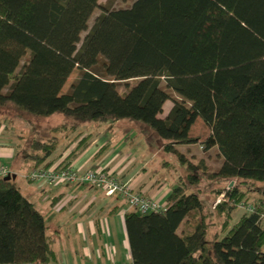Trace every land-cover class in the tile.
<instances>
[{
  "label": "trees",
  "instance_id": "16d2710c",
  "mask_svg": "<svg viewBox=\"0 0 264 264\" xmlns=\"http://www.w3.org/2000/svg\"><path fill=\"white\" fill-rule=\"evenodd\" d=\"M99 6L0 0V108L69 120L53 131L139 122L152 145L186 168L163 210L125 212L132 264H264V187L257 184L264 183V0H133L103 7L88 29ZM74 68L79 75L62 92ZM166 100L171 107L162 115ZM197 119L207 128L203 137L191 132ZM194 143L216 148V169L179 149ZM58 144L55 135H34L19 143L18 154L30 170L48 166ZM237 182L257 193L255 200ZM241 201L254 209L231 224ZM213 210L222 219L208 236ZM54 259L44 215L14 180L0 177V264Z\"/></svg>",
  "mask_w": 264,
  "mask_h": 264
},
{
  "label": "crops",
  "instance_id": "0c3cea01",
  "mask_svg": "<svg viewBox=\"0 0 264 264\" xmlns=\"http://www.w3.org/2000/svg\"><path fill=\"white\" fill-rule=\"evenodd\" d=\"M166 103L167 100L162 115L171 107ZM8 108H0L1 129H6L2 123ZM132 122L135 121L118 120L110 124L112 128H107V123L96 124V127L94 123H88L81 132L79 128L84 125L74 131L67 127L69 132L60 136L54 134L59 144L46 162L69 163L80 170L106 166L135 192L166 205L171 188L178 183L174 176L176 167L173 172L168 171V167L172 169L175 164L168 157L170 155L152 145L154 137L149 128ZM48 128L52 131L54 127L50 125ZM13 129L16 134V127ZM70 131L79 133L70 138ZM36 132L37 128H34V135ZM136 134L142 141L139 153L133 152L128 144ZM116 136L123 140V144L117 147L114 144ZM16 139L11 136L7 141H0V164L9 167L11 174L15 175L12 180L21 193L44 215L55 255L54 264L131 262L124 214L133 209L121 198L107 196L87 184L40 185L29 181L26 175L31 163L18 154L19 141ZM74 151L75 156L69 159ZM19 172L22 173L21 179L16 183Z\"/></svg>",
  "mask_w": 264,
  "mask_h": 264
},
{
  "label": "rangeland",
  "instance_id": "374dc122",
  "mask_svg": "<svg viewBox=\"0 0 264 264\" xmlns=\"http://www.w3.org/2000/svg\"><path fill=\"white\" fill-rule=\"evenodd\" d=\"M133 2V0H98L99 3V7H97L96 9H94V11L92 12L89 20H88V29L92 26L94 19L97 15H99L102 11V8H119V7H126L128 5H130ZM87 33L86 31L81 32L80 34V42L78 43V46H80L81 41L83 40L85 34ZM105 62L103 57H99L97 63L92 67L93 71L96 73H102V66L103 63ZM23 63V61L21 62V64ZM79 69L78 68H74L73 71L71 72V74L69 75V77L67 78L63 88H62V92H65L68 90V88L70 87V85L72 84L73 81L76 80V78L79 75ZM118 89L120 91H123L124 88L122 85H119ZM171 101L167 100L166 106L170 105ZM64 121H66L67 123H69V120L65 119L62 115L60 114H55L49 117H45V118H35V117H31L28 116L26 114H23L19 111H17L15 108L9 107L8 109H6V119L5 122H3L2 124L6 125V129H1L0 128V141H7L11 136L17 138L16 141H19L20 146H26L28 143H30L32 137H34V128H37V132L35 133V135H40L43 137H47L50 135H54V134H58V136H60V134H64L67 131V128H65L64 130H60V131H51L49 130V126L53 125V127L55 126H59L61 123H63ZM132 123H139V122H132ZM15 126H12V125ZM70 124V123H69ZM68 124V125H69ZM101 125H103L102 123H100ZM132 124V125H134ZM84 126H81V128H79L80 132L84 129V127H86L88 124H82ZM16 127V134H13V128ZM96 127V124L95 126ZM93 127V128H94ZM131 129H134L133 127ZM18 131V132H17ZM56 132V133H55ZM60 132V133H59ZM191 132L193 135H197L199 137H203L205 135V133H207V128H205L203 126V124L201 123L200 120H196V122L194 123ZM76 133L78 134L79 132H72L70 131V138L71 137H76ZM69 135V134H68ZM116 135H119V132L116 133ZM118 136H116L114 144L117 146L123 144V140L117 138ZM70 138L68 140H70ZM133 140L130 141V147L132 148V150H134L133 152L135 153H139L140 150V144H142L141 141V136H139V134H136L135 137L132 138ZM179 149L182 152H185V154L187 156H191L193 157V160L196 161L199 158H204L206 159L207 162V166L209 167V169L214 170L216 169L220 162L221 159L217 153L216 148H211L210 150H204L203 146L201 145V143H194V144H186V145H179ZM167 157V155H166ZM170 157V156H168ZM167 157V159H168ZM170 159L174 162L175 158L174 157H170ZM98 167V166H97ZM170 167V166H169ZM168 167V171L173 172L172 170L174 169V167H176V172L174 174V176L176 178H178V174H180V177H184L187 173V170L184 166L181 165H172V169H170ZM94 169V168H92ZM29 172V171H28ZM21 175L22 173L19 172L18 174V178L16 180V183L19 181V179H21ZM27 178V175H26ZM28 179V178H27ZM234 183V181H232ZM238 183V182H237ZM208 184L207 180H201L200 181V186L201 187V191H205V185ZM230 184V183H229ZM240 188L245 189L246 192H248V194H246V197H248L247 199L249 201L255 200V197H257V193H253L252 190L245 186L244 184L238 183ZM258 186L260 187H264V183H257ZM214 211V210H213ZM245 210L237 207L233 213H232V217H231V224H233L238 217L240 216V214L244 213ZM191 217V215H190ZM221 219L220 216H218V214L214 211L212 212V214H210V222L213 224L211 225V227L209 228L210 232L208 234V236H210V234L216 230L220 228V224H221ZM191 222H192V218H190ZM186 228V222L183 223L181 225V228ZM262 251H264V246H262Z\"/></svg>",
  "mask_w": 264,
  "mask_h": 264
},
{
  "label": "built area",
  "instance_id": "2783aa9c",
  "mask_svg": "<svg viewBox=\"0 0 264 264\" xmlns=\"http://www.w3.org/2000/svg\"><path fill=\"white\" fill-rule=\"evenodd\" d=\"M11 174L7 165L0 164V177ZM29 181L40 185L56 184H87L101 190L107 196L121 198L130 208L139 214L152 211H161L166 205L159 203L155 198L135 192L127 182L120 180L116 174L106 166H99L94 169L80 170L71 164L62 162L51 163L48 166H40L31 169L27 173ZM223 194H220L214 201V205L220 201ZM238 207L251 212L254 205L241 201ZM23 264H41L38 261L26 262ZM64 264V263H62ZM105 264H132L131 262L112 261Z\"/></svg>",
  "mask_w": 264,
  "mask_h": 264
},
{
  "label": "water",
  "instance_id": "95a60500",
  "mask_svg": "<svg viewBox=\"0 0 264 264\" xmlns=\"http://www.w3.org/2000/svg\"><path fill=\"white\" fill-rule=\"evenodd\" d=\"M15 178V175L14 174H8L4 177V179H7V180H12ZM233 182L231 181L229 185H232Z\"/></svg>",
  "mask_w": 264,
  "mask_h": 264
}]
</instances>
